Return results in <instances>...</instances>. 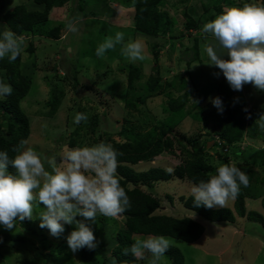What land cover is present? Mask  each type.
I'll list each match as a JSON object with an SVG mask.
<instances>
[{"label": "rangeland", "instance_id": "374dc122", "mask_svg": "<svg viewBox=\"0 0 264 264\" xmlns=\"http://www.w3.org/2000/svg\"><path fill=\"white\" fill-rule=\"evenodd\" d=\"M201 2V0H163L159 3L161 9L167 11L172 18L173 30L166 35L163 44L159 46L157 62L163 80L171 79L178 71L185 76L191 71L194 88L196 87L200 96L224 79L222 74L214 75L219 69L204 64L207 62V55L203 51V46L211 41V36L207 38L199 36L197 48L200 59L192 60L189 66L186 63V60L193 56L195 33L194 30H185L184 23L187 16L208 22L212 20L211 15H217L215 7H210L206 11ZM20 3L28 7L33 6L31 0H0V33L10 30L1 17L3 10L11 9ZM73 3V0H59L55 4L53 24L58 23L59 20L66 21L60 29L58 39L23 36L25 43L21 52V68L31 78L29 93L20 103L29 118L30 133L25 147L32 148L42 159L56 156L58 166H62L59 164V154L65 147L72 149L96 145L98 136L105 139L107 135L115 141H124V138L118 135L123 125L137 124L151 116L155 120H166L171 115L167 109L168 100L176 98V93L173 92H154L145 103L137 104L139 112L125 107L128 88L127 66L134 65L140 70L141 76L134 86L135 91L140 94L145 92L143 86L148 77L157 74L153 69L155 64L147 40L138 35V32L135 33L132 23L134 10L126 6L124 0L94 1L80 8H75ZM260 3L261 0H220L218 5L225 10L228 7L239 8L240 5L245 4L258 6ZM75 16H80L82 22L79 30L72 33L66 30V23ZM116 32L125 34V43L140 40L144 45L145 58L142 61H129L121 55L120 45L114 50L107 51L103 58H97L96 47L105 38L114 36ZM30 39L35 45L34 52H29L26 48ZM160 39L161 37H157V40ZM196 64L198 65L194 66ZM52 88L61 90L63 97L56 113L52 117H47L42 113L48 110L47 101ZM199 94L193 89L190 90L187 102L184 104V109L190 113L175 125L174 134L168 135L160 148L132 165L133 169L136 171H144L150 167L174 169L177 164L193 156V150L202 147L205 139L212 137L213 139L210 140L212 143L200 153L203 162L217 169L228 161L242 164L245 162L244 156L252 153V157L246 159L249 165L264 177V131L258 128L255 138L243 137L241 142L231 144L227 157H220L218 151L224 153L226 146H223L222 140L216 134L217 129L222 126L218 111L210 102V98H215L216 93L214 91L203 99L202 105H207L205 109L203 108L204 113L199 112L200 105L194 103L198 101ZM230 100L245 103L251 109L263 104L264 92L247 84L242 91H236ZM76 113H84L88 119L93 116L99 118L96 135L90 132V124L87 125V121L79 124L73 122ZM79 127L77 143L68 146L69 135ZM146 128H149V124L144 129ZM107 143H111L110 140ZM45 168L52 171L47 163ZM153 185L148 189L162 197L167 214L192 216L194 212L182 206L180 196H190L193 183L173 175L171 179ZM251 193L255 198H246V208L261 213L262 221L235 214V221L232 223L212 222L194 213V219L204 225V232L196 241L186 242L179 238L164 237L169 238L170 244L182 252L186 264H264L262 203L264 183L254 184ZM166 194L172 196L174 204L171 206L167 202ZM233 202L234 199H229L224 207L234 210ZM43 207L41 204L34 208V216L44 211ZM102 217L98 216L95 222L88 221L91 225L97 226ZM81 218L84 220L83 217ZM105 218H107V237L111 235L115 237L113 229L123 223L122 218ZM38 225V219L32 220L31 228L28 229L19 221L12 230H6L0 225V264H23L24 261L31 264H85L80 258L81 249L73 253L67 245L66 237L74 226L65 225L64 232L56 238L51 236L46 228L41 229ZM1 234L20 235L22 240L4 239ZM147 236L149 235L133 234L134 240ZM60 245H65L64 250L55 251L52 263L48 262L45 254ZM97 256L100 258L99 254ZM138 263L149 264V261L138 260ZM160 264H171L169 257L165 255Z\"/></svg>", "mask_w": 264, "mask_h": 264}, {"label": "trees", "instance_id": "16d2710c", "mask_svg": "<svg viewBox=\"0 0 264 264\" xmlns=\"http://www.w3.org/2000/svg\"><path fill=\"white\" fill-rule=\"evenodd\" d=\"M59 0H31L33 6L28 7L25 4H17L11 9H4L2 12V19L7 24L8 28L16 33L18 36H44L48 38L58 39L60 29L65 25L64 20H59L58 23L53 24V11L55 4ZM75 8H80L88 5L90 2L104 1V0H73ZM163 0H124L126 6L132 7L133 26L135 33L143 36L148 43L149 51L153 57L155 66L153 69L157 72L156 75H150L143 86L144 93H137L135 91V83L141 76L140 70L137 66H127V84L125 107L130 110H137V104L145 103L147 98L154 92L176 93V98L168 100V111L170 116L166 120H155L153 116L137 124L123 125L118 131V135L124 138V141H115L109 135L105 139L98 136L96 143L104 142L111 144L121 155L117 157L118 160V174L121 186L125 189L131 201V207L128 211L120 215L123 223L116 225L113 229L115 237H107V221L102 217L98 225H91L89 221H85L93 230L98 246L94 250L87 248L81 249L80 258L85 264H112V260L116 264H139L138 260L131 255L125 254L123 249L135 242L133 234L152 235V236H170L179 238L186 242L196 241L204 232V225L190 216H182L174 213H166V206H163L162 197L153 193L148 188L154 186L153 184L159 181H167L174 175L179 178H184L193 184H198L199 181H207L210 176L216 174V169L208 163L203 162L200 153L207 148V143L212 140L205 139L202 147L192 149L194 155L190 156L188 160L177 164L174 171L169 174L163 167H150L144 171H136L132 165L139 160L149 156L156 151L166 137L174 134L175 125L186 117L190 112L184 109V104L190 90H194L193 76L191 71L185 76L178 71L171 79L163 80L159 74L160 69L157 64L159 59V46L163 44L164 38L173 30V21L167 11L161 9L159 3ZM202 7L208 11L210 7H215L216 14L223 11L221 5H218L220 0H201ZM229 1V0H227ZM217 4V5H216ZM244 5H240L239 8ZM264 6V0H261L260 5ZM3 7V6H2ZM1 7V8H2ZM192 11V9H191ZM211 19L215 15H211ZM205 23V20H196L192 16H187L184 23L185 30H194L193 36V56L186 60L189 66L192 60L200 59L198 52V42L200 29ZM157 37H161L157 40ZM29 52L35 51L34 42L30 39L27 44ZM21 54L13 63H9L7 58L0 60V81L11 85L13 93L6 98H0V151H6L10 158H13L17 153L13 152V148L18 145L19 141L27 140L30 128L29 118L21 108V100L29 93L31 88V78L27 72L21 68ZM216 97H219L223 103L224 111L219 114L222 126L217 129L216 134L224 142L223 146L237 144L241 142L243 137L255 138L258 131V126L255 122L259 115L264 113V102L259 107L248 108L245 103L235 102L230 100V97L236 92L232 90L227 84L225 78L209 91L203 93L198 99L199 112L204 113L207 105L203 104V99L208 94L214 92ZM198 96V95H197ZM63 93L61 90L52 88L47 101L48 110L42 115L52 117L58 110ZM209 102V101H208ZM207 102V103H208ZM202 106V107H201ZM204 108V109H203ZM247 109V112L244 109ZM250 115V118H246ZM194 117V115H192ZM204 117V114H203ZM99 118L97 116L90 117L87 120V125L90 124V132L96 135L97 124ZM149 124V128L144 129ZM79 128H76L69 135L67 141L68 146H73L77 143L79 136ZM108 134V132H105ZM110 140L111 143H107ZM216 144V143H215ZM222 148V146L220 147ZM220 157H227L229 151L221 153L218 151ZM252 157V153L244 156L245 162L226 164H235L241 171L245 172L249 178V186L247 188L241 186L239 195L234 199V210L229 207L206 208L203 205L196 207L193 197L180 196L181 204L184 208L194 212L201 218L212 222H234L235 214L240 217H247L251 220H261L263 216L255 210H247L246 198H255L251 193L252 186L256 183H264V177L260 176L259 172L249 165L246 158ZM9 171L15 174V170L11 167ZM167 202L174 204L172 196L166 194ZM264 205V197L262 198ZM176 210V209H175ZM181 210V209H180ZM178 213V212H177ZM177 215V216H176ZM77 219L83 220L77 216ZM21 224L25 228H31L32 221L25 219ZM112 233V231H111ZM3 238L13 239V241L22 240L20 235H2ZM3 239V240H4ZM171 245V244H170ZM65 245L56 246L52 248L49 253L45 254L48 262L52 263V258L56 252L63 251ZM97 254L100 255L98 258ZM170 259L171 264H186L182 252L175 246L171 247L165 252ZM23 264H31L24 261Z\"/></svg>", "mask_w": 264, "mask_h": 264}, {"label": "clouds", "instance_id": "9594fccd", "mask_svg": "<svg viewBox=\"0 0 264 264\" xmlns=\"http://www.w3.org/2000/svg\"><path fill=\"white\" fill-rule=\"evenodd\" d=\"M81 22L80 16L70 18L66 30L77 32ZM200 35L212 38L203 46L207 55L204 64L219 69L215 76L222 74L234 91H242L244 85L251 84L264 92V6L228 7L211 21L203 23ZM24 43V37L11 30L0 33V60L7 58L9 63L15 62ZM117 45L121 46V55L131 62L145 58L142 42L131 40L125 43L123 32L105 38L95 49L96 57L103 58ZM13 91L11 85L0 81V98L11 96ZM210 102L218 113H223L224 106L219 97L210 98ZM87 120L84 113H76L73 118L75 124ZM255 122L264 131V113ZM26 144V140L19 141L12 150L17 153L13 158L6 151H0V225L12 230L17 221L38 219V226L46 228L56 238L64 232L65 225H72L74 228L66 237L68 248L73 253L83 248L94 250L98 241L85 221L95 222L98 216L118 218L131 207L117 171V157L121 153L104 142L72 149L65 147L59 154L62 166H58L56 156L42 159L32 148H26ZM225 146L230 151L231 145ZM45 163L52 171L46 170ZM10 167L15 174L9 171ZM166 171L171 174L174 169L167 168ZM241 186H249L247 174L235 164H223L207 181L194 184L191 196L196 207L223 208L229 199L239 195ZM41 204L44 211L34 216V208ZM77 216L84 220L77 219ZM194 217L192 213L191 218ZM170 247L169 238L149 235L136 238L123 252L131 253L135 260L148 259L149 264H160ZM112 264H116L114 259Z\"/></svg>", "mask_w": 264, "mask_h": 264}, {"label": "built area", "instance_id": "2783aa9c", "mask_svg": "<svg viewBox=\"0 0 264 264\" xmlns=\"http://www.w3.org/2000/svg\"><path fill=\"white\" fill-rule=\"evenodd\" d=\"M220 144H221V141H220ZM225 148H226V150H225V151H228V147L226 146Z\"/></svg>", "mask_w": 264, "mask_h": 264}, {"label": "water", "instance_id": "95a60500", "mask_svg": "<svg viewBox=\"0 0 264 264\" xmlns=\"http://www.w3.org/2000/svg\"><path fill=\"white\" fill-rule=\"evenodd\" d=\"M212 143V141H209L207 145H210Z\"/></svg>", "mask_w": 264, "mask_h": 264}]
</instances>
